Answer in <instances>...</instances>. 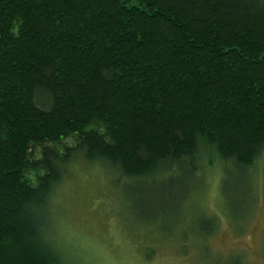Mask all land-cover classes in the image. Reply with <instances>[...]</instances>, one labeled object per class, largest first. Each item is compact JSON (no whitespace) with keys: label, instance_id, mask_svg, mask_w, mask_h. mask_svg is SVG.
<instances>
[{"label":"trees","instance_id":"trees-1","mask_svg":"<svg viewBox=\"0 0 264 264\" xmlns=\"http://www.w3.org/2000/svg\"><path fill=\"white\" fill-rule=\"evenodd\" d=\"M259 158L264 0H0V264H68L49 235L76 159L129 191L164 175L140 197L166 222L198 164L243 173Z\"/></svg>","mask_w":264,"mask_h":264},{"label":"rangeland","instance_id":"rangeland-1","mask_svg":"<svg viewBox=\"0 0 264 264\" xmlns=\"http://www.w3.org/2000/svg\"><path fill=\"white\" fill-rule=\"evenodd\" d=\"M73 142L74 137H67L54 146L61 152ZM45 145L33 144L27 154L32 166L28 180H33L32 169ZM74 162L56 186L49 235L64 249L68 264H234L237 257L242 264H264V158L243 173L234 167L225 172L216 163L198 164L179 198L178 215L166 222L159 221L163 211L155 202L147 210L140 197L151 192L141 189L164 175L131 184L135 189L129 191L130 183L112 186L116 174L105 163ZM204 221L207 230L213 228L210 234L202 230Z\"/></svg>","mask_w":264,"mask_h":264}]
</instances>
